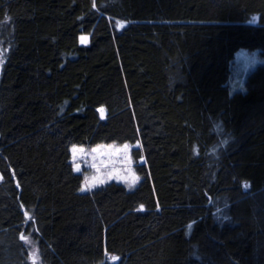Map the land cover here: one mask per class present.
Here are the masks:
<instances>
[{"label":"trees","instance_id":"obj_1","mask_svg":"<svg viewBox=\"0 0 264 264\" xmlns=\"http://www.w3.org/2000/svg\"><path fill=\"white\" fill-rule=\"evenodd\" d=\"M0 43V264H264V0H0ZM136 142L80 192L70 146Z\"/></svg>","mask_w":264,"mask_h":264},{"label":"rangeland","instance_id":"obj_2","mask_svg":"<svg viewBox=\"0 0 264 264\" xmlns=\"http://www.w3.org/2000/svg\"><path fill=\"white\" fill-rule=\"evenodd\" d=\"M251 21L256 22L257 16H253ZM123 26V23H115L117 29ZM79 40L85 43L88 40V36L82 35ZM3 55L4 49L0 43V69ZM263 63L264 59L256 51L244 49L237 51L231 64L230 87L233 90L243 89L246 74ZM137 148H140L138 142L122 144L100 143L90 147L70 146V161L75 171L80 172L83 178L80 192L86 193L111 182L123 184L128 189L135 187L140 178L136 171V165L143 163L142 158L135 160L132 156V150ZM23 240L28 247L31 264H39L37 247L32 243L31 237L27 236Z\"/></svg>","mask_w":264,"mask_h":264},{"label":"snow or ice","instance_id":"obj_3","mask_svg":"<svg viewBox=\"0 0 264 264\" xmlns=\"http://www.w3.org/2000/svg\"><path fill=\"white\" fill-rule=\"evenodd\" d=\"M21 239H26V237H23V236H22ZM114 259H115V258H114Z\"/></svg>","mask_w":264,"mask_h":264}]
</instances>
